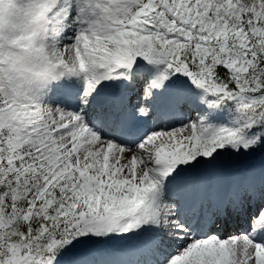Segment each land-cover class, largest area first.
<instances>
[{"label": "snow or ice", "instance_id": "1", "mask_svg": "<svg viewBox=\"0 0 264 264\" xmlns=\"http://www.w3.org/2000/svg\"><path fill=\"white\" fill-rule=\"evenodd\" d=\"M0 264H264V0H0Z\"/></svg>", "mask_w": 264, "mask_h": 264}]
</instances>
